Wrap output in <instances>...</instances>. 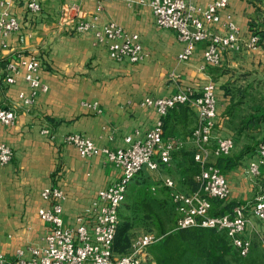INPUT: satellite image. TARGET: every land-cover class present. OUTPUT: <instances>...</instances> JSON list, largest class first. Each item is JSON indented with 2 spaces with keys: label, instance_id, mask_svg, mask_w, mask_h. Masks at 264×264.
Masks as SVG:
<instances>
[{
  "label": "crops",
  "instance_id": "0c3cea01",
  "mask_svg": "<svg viewBox=\"0 0 264 264\" xmlns=\"http://www.w3.org/2000/svg\"><path fill=\"white\" fill-rule=\"evenodd\" d=\"M37 1L39 11L29 10L26 0L11 2L7 10L17 17L19 29L0 44V105L16 112L14 123H0V143L14 151L9 162L0 164V253L13 258L19 247L42 244L48 230L38 215V209L47 205L41 197L44 187L58 185L64 190L63 216L72 223L98 189L118 180L119 166L102 153L81 156L74 146L64 143L63 136L78 132L97 146L111 149L124 146L126 136L141 138L160 117L154 107L141 105L146 95L166 96L181 87L199 90L213 81L217 97L214 135L234 141L224 156L234 163L221 162L230 187L225 203H251L264 190V163L258 175L247 172L264 138V34L258 44H249L253 31H264V0H228L222 21L227 13L232 15L240 40L219 65L204 63L205 41L196 44L188 60L180 61L177 56L184 44L175 31L155 24L149 0ZM190 1L203 5L211 0ZM65 5L77 6L93 27L79 33L69 30L77 11L61 18ZM109 21L138 34L144 53L141 60L117 61L105 44L97 43L94 31ZM214 29L222 31V22ZM19 51L38 56L39 77L47 85L31 106L18 102L19 92L29 91L23 69L13 83L4 80L7 60ZM162 121L165 135L179 136L183 145L172 153L168 164L144 169L139 180L152 181L150 188L164 189L160 181L170 176L178 189L193 190L199 170L191 136L198 124L197 110L180 104L163 115ZM44 127L50 133L42 132ZM211 142L205 157L216 163L215 139ZM192 160L198 164L196 172L191 171ZM252 221L263 227L257 219ZM249 234L252 241L260 240L253 230Z\"/></svg>",
  "mask_w": 264,
  "mask_h": 264
},
{
  "label": "built area",
  "instance_id": "2783aa9c",
  "mask_svg": "<svg viewBox=\"0 0 264 264\" xmlns=\"http://www.w3.org/2000/svg\"><path fill=\"white\" fill-rule=\"evenodd\" d=\"M14 0H0V44L4 37L19 29L17 17L8 12L7 7ZM98 2L104 0H96ZM27 8L39 11L41 5L37 0H26ZM228 5V0H211L199 5L190 0H149V6L155 24L175 31L177 39L184 46L178 54L180 61H186L192 55L198 42L205 41L203 61L207 65H219L223 55L238 48L239 27L232 15L227 13L222 21L221 12ZM77 11L75 23L69 24V30L79 33L90 30L93 24L82 17L77 6L65 5L61 18L69 11ZM222 22L223 30H215ZM97 43L106 45L108 54L117 61L128 60L135 63L144 56L138 34L127 32L115 21H109L95 31ZM260 42V35L252 32L249 44ZM40 60L33 53L15 52L5 65L4 80L13 83L21 71L28 83L29 91L19 92V104L31 106L39 91L47 89L40 77ZM170 75L175 76L173 73ZM180 104L194 107L198 113V124L191 136L197 146L194 159L199 164L195 175L196 187L190 191L177 188L170 176H164L160 186L168 190L175 209L174 229L187 227L213 228L223 231L231 244L241 256L250 251L253 230L260 240L264 241V190L251 203H237L222 214H212V200H225L230 194V187L223 171L205 154L212 139H215L213 153L215 156L227 155L234 146L230 136H216L217 97L215 84L209 80L201 89L181 87L166 96L146 95L141 105L154 107L160 117L147 129L141 138H124L125 145L111 149L97 146L94 141L78 132L66 133L64 143L76 148L81 156L102 153L108 161L121 169L117 181L97 190L88 206L77 214L72 223L65 221L62 201L64 190L58 185H49L42 189L41 197L46 206L38 209L39 217L47 223V232L40 245L19 247L13 258L0 253V264H143L147 258V248L156 239L150 233L138 236L132 243L129 252L116 254L113 244L120 223V207L125 201L126 193L132 181L144 170H155L160 163H169L172 153L183 145L179 136L165 135L162 117L170 109ZM16 119V112L11 107L0 105V123L11 125ZM42 132L50 133L48 127ZM14 156L12 147L0 143V164L9 162ZM264 163V138L256 149V159L251 161L247 172L258 175L259 166ZM157 186H151L154 190ZM257 219L261 229L252 221ZM28 256H25V253Z\"/></svg>",
  "mask_w": 264,
  "mask_h": 264
},
{
  "label": "rangeland",
  "instance_id": "374dc122",
  "mask_svg": "<svg viewBox=\"0 0 264 264\" xmlns=\"http://www.w3.org/2000/svg\"><path fill=\"white\" fill-rule=\"evenodd\" d=\"M253 32L260 34L256 31ZM138 176L129 185L126 200L120 207V226H127L126 234L131 242L144 233L154 235L156 239L147 248L148 255L143 264H157L156 258H162V251L157 248V244L163 236L160 229L164 228L169 233L175 231V209L168 193L162 187L152 190L150 188L152 181L139 180L141 177ZM208 236L206 233H200L198 239L185 241V251L181 255V248L174 250L172 254L167 255V259L161 260V264H207L205 249L208 244ZM254 242L251 250L254 254L250 259L240 257L232 249L230 251L232 255L229 254L228 258L233 264H240L243 259H245L244 264L264 263V241L255 240ZM252 259L256 261L252 263Z\"/></svg>",
  "mask_w": 264,
  "mask_h": 264
},
{
  "label": "trees",
  "instance_id": "16d2710c",
  "mask_svg": "<svg viewBox=\"0 0 264 264\" xmlns=\"http://www.w3.org/2000/svg\"><path fill=\"white\" fill-rule=\"evenodd\" d=\"M260 41L263 38L264 31H259ZM226 155L218 156V160L216 161V165L223 170L222 161H224V165H228L229 157H224ZM224 157V158H223ZM191 171L196 172L198 170V164L195 160H192ZM164 190L168 193V190L164 187ZM128 192V191H127ZM169 196V193H168ZM127 197V194H126ZM170 198V197H169ZM126 200V198H125ZM235 202L225 203L224 200L213 199L212 200V214H222L231 209L232 204ZM174 206V205H173ZM168 230H164V228L160 229V233L163 234L160 242L157 244V248L162 251V258L157 257V264H161V260L167 259V255L172 254L174 250H180V255L185 251L184 242L189 240H196L200 237V233H206L208 236V244L205 249V258L207 264H233L231 259L228 258L230 251L234 250L240 257L251 258L253 256V252H251L254 241H252V245L250 251L247 255L241 256L239 252L235 249V247L231 244L230 239L223 231H217L213 228H205V227H187L175 229L174 232H167ZM127 226L121 227L120 223L117 228V232L114 239L113 250L116 254H122L130 251L131 241L126 234ZM173 244V246H171ZM232 249V250H231ZM232 255V254H231ZM256 257V256H255ZM244 260L240 264H244ZM256 260L252 259V263ZM167 264V263H166ZM264 264V263H262Z\"/></svg>",
  "mask_w": 264,
  "mask_h": 264
}]
</instances>
